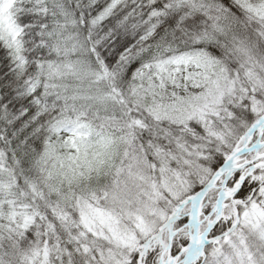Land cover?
Returning <instances> with one entry per match:
<instances>
[{"label": "snow or ice", "instance_id": "snow-or-ice-1", "mask_svg": "<svg viewBox=\"0 0 264 264\" xmlns=\"http://www.w3.org/2000/svg\"><path fill=\"white\" fill-rule=\"evenodd\" d=\"M0 264H264V0H0Z\"/></svg>", "mask_w": 264, "mask_h": 264}]
</instances>
